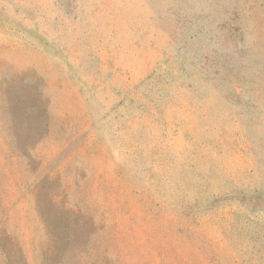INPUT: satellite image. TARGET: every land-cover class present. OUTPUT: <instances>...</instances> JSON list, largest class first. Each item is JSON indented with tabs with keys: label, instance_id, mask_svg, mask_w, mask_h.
I'll return each mask as SVG.
<instances>
[{
	"label": "rangeland",
	"instance_id": "1",
	"mask_svg": "<svg viewBox=\"0 0 264 264\" xmlns=\"http://www.w3.org/2000/svg\"><path fill=\"white\" fill-rule=\"evenodd\" d=\"M0 264H264V0H0Z\"/></svg>",
	"mask_w": 264,
	"mask_h": 264
}]
</instances>
